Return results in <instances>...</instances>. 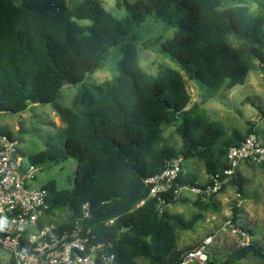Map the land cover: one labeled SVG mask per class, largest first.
<instances>
[{
  "label": "trees",
  "instance_id": "obj_1",
  "mask_svg": "<svg viewBox=\"0 0 264 264\" xmlns=\"http://www.w3.org/2000/svg\"><path fill=\"white\" fill-rule=\"evenodd\" d=\"M222 5L223 0H116L127 11L116 18L98 0H0V114L23 113L30 104L52 107L65 129L30 161L57 165L76 159V166L71 188L59 190L54 180L43 185L49 212L66 214L60 230L80 221L107 245L117 264H137L138 258L176 264L182 253L176 250L175 231L191 229L200 218L159 213L155 198L139 206L148 195L145 179L177 156L184 162L198 158L209 177H223L229 148L255 134L249 129L245 136L226 137L201 105L188 107L190 96L178 71L164 67L153 77L138 65L137 28L154 18L174 30L159 52L209 98L224 86L243 84L251 70L264 75V0L258 14L244 5ZM113 49L121 53L117 76L76 95L69 107L57 103L64 86L83 84ZM169 126L180 148L163 136ZM0 135L12 140L9 133ZM195 179L183 173L177 183L203 187ZM229 183L243 195L245 180L238 172ZM163 198L165 206L178 201L171 192ZM83 204H88L87 219L80 215ZM239 213L232 206L234 221ZM248 255L264 264V250L253 242L223 258L214 255L207 264H236Z\"/></svg>",
  "mask_w": 264,
  "mask_h": 264
},
{
  "label": "rangeland",
  "instance_id": "obj_2",
  "mask_svg": "<svg viewBox=\"0 0 264 264\" xmlns=\"http://www.w3.org/2000/svg\"><path fill=\"white\" fill-rule=\"evenodd\" d=\"M98 1L106 11L116 18H123L127 14L124 7L118 8L116 6V0ZM134 1L129 0L130 3ZM262 3L263 0H223L222 8L244 5L248 7L251 13L258 14L259 5ZM78 24L89 25L90 23L89 21H79ZM137 32L140 37L137 43L138 65L145 73L154 77L164 67L178 71L185 81L186 90L190 96L188 107L196 104L201 105L212 121L220 123L223 126L226 137H230L235 133L245 136L247 131L252 129L257 137L264 140V75L260 70L257 68L251 70L243 84L236 85L233 88L224 86L214 97L209 98L199 84L190 81L186 77L171 57L159 52L161 44H165L173 38V29L165 27L158 19L149 18L137 28ZM120 59L121 53L115 49L111 50V55L102 68L89 75L83 84L64 86L60 92V96L56 100L57 103L64 107H69L76 95H80L85 90L117 76V64ZM64 129L65 124L60 121L50 105L30 104L23 113L0 114V133H9L11 138L18 142L26 164L31 163L30 159L36 157L45 149L49 138H54ZM163 136L168 144L176 148L181 147V140L175 133L173 126L164 127ZM35 166L38 171L30 187H43L49 181L54 180L59 190L71 188L76 159H70L57 165L43 163L35 164ZM183 169L185 175L196 177L194 182L197 187L203 186L208 180L205 164L198 158L183 161ZM239 170L243 171L242 166L241 168L239 167ZM247 173L248 175L245 176V183L243 184V199L246 198L247 201L243 202L241 209L248 208L253 217L250 216L242 222L238 218L236 219L243 229H250L249 236L252 240L251 242L264 250V215H262L264 214V204L263 196L259 193V187L264 188V169L260 166L251 165L247 169ZM226 186V189L224 188L226 191L223 189L224 192L232 193L233 190L236 191L235 187L231 186V184ZM187 191L185 189L183 191L184 194L188 193ZM235 200L234 196V199L228 203V206L232 207ZM187 207L186 205L182 208L185 209L184 213L191 218L194 214ZM172 209L170 207L169 212ZM65 218V213L55 211L52 213L50 219L56 225L63 222ZM255 221L256 223L251 224ZM177 239L180 240V235H178ZM214 244L217 247L214 249L215 256L220 258L237 249L234 240L228 236L220 237L218 240H215ZM7 257H9V253L0 248V260H5ZM136 263L148 264L141 258L136 259ZM236 264H262V262L260 259L248 255Z\"/></svg>",
  "mask_w": 264,
  "mask_h": 264
},
{
  "label": "built area",
  "instance_id": "obj_3",
  "mask_svg": "<svg viewBox=\"0 0 264 264\" xmlns=\"http://www.w3.org/2000/svg\"><path fill=\"white\" fill-rule=\"evenodd\" d=\"M226 163L223 177L214 174L206 185L194 187L192 191L204 200L209 199L230 184L241 164H264V140L255 134L248 135L239 145L229 148ZM182 165V157H172L162 172L145 179L148 195L138 205L155 198L156 210L161 213L165 206L164 194L171 192L178 198L183 190L191 189L177 183L179 175L184 173ZM37 171L35 164L25 163L17 141L0 135V248L9 253L0 264H117L114 255L107 253V245L97 241L80 221L65 230L51 222L47 191L43 187H30ZM235 199V206L240 208L243 197L236 192ZM80 215L82 219L89 217L88 204L82 205ZM222 236L234 240L237 248L251 243L249 233L230 217L216 232L181 254L176 264H207L211 258L210 248Z\"/></svg>",
  "mask_w": 264,
  "mask_h": 264
},
{
  "label": "crops",
  "instance_id": "obj_4",
  "mask_svg": "<svg viewBox=\"0 0 264 264\" xmlns=\"http://www.w3.org/2000/svg\"><path fill=\"white\" fill-rule=\"evenodd\" d=\"M241 166L243 170L242 172L239 170V167L241 168ZM249 166L251 165L241 164L238 167V173L243 179L245 178V176L248 175L247 169H249ZM207 177L209 178V176ZM207 182L208 180L204 184H206ZM223 189L220 191L221 192L220 194L213 195L208 200L202 199L200 195L195 193V191H192V188L187 189L188 193L186 194H184L183 192L184 190H183L181 192L180 197L177 198L178 199L177 202L164 206L165 211H167L170 214L173 213V215H179L186 221L190 220L194 215L200 216V218L194 223L191 229L189 230L177 229L175 231L176 250L178 252L183 254L185 251L191 249L198 241H201L204 237L216 232L226 219L230 217L232 218V207H229L228 203L234 199L236 191L233 190L232 193L231 192L226 193L224 192L226 191L225 190L226 188L224 189V191ZM259 193H261V195L263 196L262 198L264 204V188L262 189L259 187ZM242 196L244 197V195ZM243 200L244 202L247 201L246 198H244ZM186 205L188 206L187 209L190 208L192 214H194L191 218L184 213L185 209L182 208L183 206ZM233 205L235 206V203ZM170 207L173 209L169 212ZM241 207H240V213L237 215V218L242 222L244 219L252 216V214L249 212L248 208L241 209ZM253 223H256V221L252 222L251 224ZM179 231L181 232L177 233ZM246 231L249 233L250 229L248 228ZM178 235H180V240L177 239ZM216 248L217 247L215 244L210 248L211 257L215 255L214 249Z\"/></svg>",
  "mask_w": 264,
  "mask_h": 264
}]
</instances>
